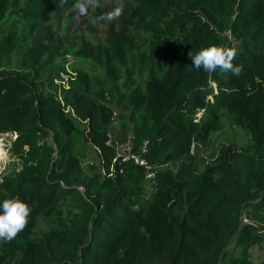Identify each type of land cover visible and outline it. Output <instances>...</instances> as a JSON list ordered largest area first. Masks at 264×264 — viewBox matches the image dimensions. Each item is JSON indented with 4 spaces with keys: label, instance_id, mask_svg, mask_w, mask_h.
<instances>
[{
    "label": "trees",
    "instance_id": "16d2710c",
    "mask_svg": "<svg viewBox=\"0 0 264 264\" xmlns=\"http://www.w3.org/2000/svg\"><path fill=\"white\" fill-rule=\"evenodd\" d=\"M74 2L0 0V135L17 160L0 203L31 207L0 264H264V0H127L103 38L61 47L53 22ZM208 46L235 48L242 74L195 69ZM226 118L246 141L200 169L194 147Z\"/></svg>",
    "mask_w": 264,
    "mask_h": 264
},
{
    "label": "rangeland",
    "instance_id": "374dc122",
    "mask_svg": "<svg viewBox=\"0 0 264 264\" xmlns=\"http://www.w3.org/2000/svg\"><path fill=\"white\" fill-rule=\"evenodd\" d=\"M76 2H74L75 4ZM74 4L70 8L60 10L58 14L57 22H53V29L55 31L54 42L58 46L79 45L82 40H89L91 42H96L98 39L103 38L105 32L109 25L117 26L119 24L120 18L114 22L99 21L97 19L103 13L113 10L117 6L123 7V13L127 7V0H97V6L90 8L86 16H81L76 18V13L74 11ZM68 62L73 63L75 59L72 55H68ZM81 66L86 67V63H80ZM113 125L118 126L119 121L115 119ZM118 131L113 129L112 132V142L119 146L120 143L114 141L117 139ZM14 134L3 133L0 135L2 142V148L4 150L3 158H0V173L8 172L12 167L13 163L17 160L11 155L9 148L11 140ZM246 141L245 134L234 125L231 124L228 118L224 119L223 127L217 132L211 134V137L199 144V146L194 147L193 153L195 152V162L196 165L201 169L204 164L213 161L223 148L228 143L242 144ZM8 154V155H7ZM92 159L97 161L96 152L92 151ZM6 157V158H5ZM177 164V163H176ZM174 167V164H171ZM46 226L42 221H39L35 232L37 234L42 233ZM253 258L259 260L261 256L264 255L263 251L259 248H254L252 250Z\"/></svg>",
    "mask_w": 264,
    "mask_h": 264
},
{
    "label": "clouds",
    "instance_id": "9594fccd",
    "mask_svg": "<svg viewBox=\"0 0 264 264\" xmlns=\"http://www.w3.org/2000/svg\"><path fill=\"white\" fill-rule=\"evenodd\" d=\"M97 6V0H76L74 11L76 18L86 16L90 8ZM123 14V7L117 6L113 10L97 17L99 21L114 22ZM192 66L197 70L213 73L218 68L222 72H231L240 76L243 65L234 64L237 50L233 47L208 46L201 48L195 54L189 52ZM2 171V169H0ZM0 183L3 180L0 179ZM31 207L19 198L5 199L0 203V242L13 240L29 223Z\"/></svg>",
    "mask_w": 264,
    "mask_h": 264
},
{
    "label": "built area",
    "instance_id": "2783aa9c",
    "mask_svg": "<svg viewBox=\"0 0 264 264\" xmlns=\"http://www.w3.org/2000/svg\"><path fill=\"white\" fill-rule=\"evenodd\" d=\"M116 147L118 156L121 157V159L125 160L128 158H132L135 162H138L140 164L144 163V160L139 155L132 152V144L129 138H126L124 142L120 143V145Z\"/></svg>",
    "mask_w": 264,
    "mask_h": 264
},
{
    "label": "water",
    "instance_id": "95a60500",
    "mask_svg": "<svg viewBox=\"0 0 264 264\" xmlns=\"http://www.w3.org/2000/svg\"><path fill=\"white\" fill-rule=\"evenodd\" d=\"M239 228L236 231L234 237L237 238L238 234L240 233V231L242 230L243 226L247 223V220L243 218V215L240 214L239 216Z\"/></svg>",
    "mask_w": 264,
    "mask_h": 264
},
{
    "label": "bare ground",
    "instance_id": "6f19581e",
    "mask_svg": "<svg viewBox=\"0 0 264 264\" xmlns=\"http://www.w3.org/2000/svg\"><path fill=\"white\" fill-rule=\"evenodd\" d=\"M8 155V154H7ZM4 156V150L2 148V142H1V139H0V158H3ZM6 158V157H5Z\"/></svg>",
    "mask_w": 264,
    "mask_h": 264
}]
</instances>
